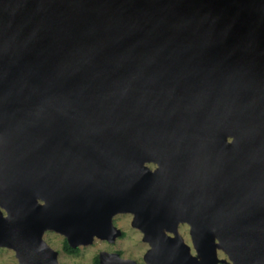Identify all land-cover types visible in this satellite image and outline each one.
I'll list each match as a JSON object with an SVG mask.
<instances>
[{"label":"water","instance_id":"1","mask_svg":"<svg viewBox=\"0 0 264 264\" xmlns=\"http://www.w3.org/2000/svg\"><path fill=\"white\" fill-rule=\"evenodd\" d=\"M120 211L145 264H264V0H0V245L63 264L46 229Z\"/></svg>","mask_w":264,"mask_h":264},{"label":"rangeland","instance_id":"2","mask_svg":"<svg viewBox=\"0 0 264 264\" xmlns=\"http://www.w3.org/2000/svg\"><path fill=\"white\" fill-rule=\"evenodd\" d=\"M131 212H117L112 216L114 225L123 231L122 236H117L113 241H107L94 237L90 243L78 245V251L68 253L63 250L64 235L53 229H46L43 232V238L57 251V258L63 264H92L93 257L100 250H120L121 256L134 259L138 264H144L143 255L149 247V243L142 238V231L133 226ZM178 232L183 237L184 241L190 246L192 254L196 255V250L192 244L191 235L189 232V224L180 222L178 224ZM216 254L224 261H219L216 264L231 263L227 254L221 249H216ZM17 258L14 250L7 246L0 245V264H17Z\"/></svg>","mask_w":264,"mask_h":264},{"label":"flooded vegetation","instance_id":"3","mask_svg":"<svg viewBox=\"0 0 264 264\" xmlns=\"http://www.w3.org/2000/svg\"><path fill=\"white\" fill-rule=\"evenodd\" d=\"M144 164L149 168V169H151V170H154L157 166H158V164L155 162V161H152V160H149V161H145L144 162ZM120 212H129V211H120ZM117 213V212H116ZM132 217H133V214H132ZM131 223H132V221H131ZM180 223V222H179ZM178 223V224H179ZM134 226V225H133ZM136 227V226H135ZM138 228V227H137ZM139 229V228H138ZM140 230V229H139ZM141 231V230H140ZM124 233H123V231L121 232V234L120 235H118V236H122ZM65 237V236H64ZM97 237V236H96ZM98 238H100V239H104V240H107V241H109L108 239H106V238H101V237H98ZM142 238H143V240H145L144 239V233H143V231H142ZM64 239H66V237L64 238ZM63 239V240H64ZM146 241V240H145ZM78 247V246H77ZM62 248H63V245H62ZM63 250L64 251H66L64 248H63ZM100 251H102V250H100ZM99 251V252H100ZM105 251H111V250H105ZM115 251H117L120 255H121V251L120 250H115ZM66 252H68V251H66ZM146 252V251H145ZM68 253H74V252H68ZM145 254V253H144ZM97 255V257H98V261H99V253L98 254H96ZM95 255V256H96ZM95 256L93 257V262H92V264H94V258H95ZM143 259H144V255H143ZM99 264H100V262H99ZM144 264H145V260H144Z\"/></svg>","mask_w":264,"mask_h":264},{"label":"trees","instance_id":"4","mask_svg":"<svg viewBox=\"0 0 264 264\" xmlns=\"http://www.w3.org/2000/svg\"><path fill=\"white\" fill-rule=\"evenodd\" d=\"M63 248L68 252H77L78 251V247L69 245L66 239L63 240ZM94 264H99L97 255L94 258Z\"/></svg>","mask_w":264,"mask_h":264}]
</instances>
